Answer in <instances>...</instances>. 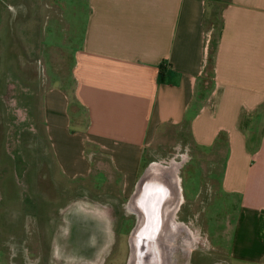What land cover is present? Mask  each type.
I'll return each mask as SVG.
<instances>
[{
  "label": "crops",
  "instance_id": "crops-1",
  "mask_svg": "<svg viewBox=\"0 0 264 264\" xmlns=\"http://www.w3.org/2000/svg\"><path fill=\"white\" fill-rule=\"evenodd\" d=\"M212 5L220 7L217 29L205 20ZM84 9L82 20L70 17L77 33L69 30L71 97L86 115L80 132L67 133L69 94L60 86L43 92V140L61 174L87 175L85 147L95 145L126 193L145 161L158 158L145 153L149 144L186 126L192 147L224 148L214 201L230 224L229 255L264 264V0H85ZM14 238L10 258L12 245L27 244ZM40 250L39 239L37 261L48 260Z\"/></svg>",
  "mask_w": 264,
  "mask_h": 264
},
{
  "label": "rangeland",
  "instance_id": "rangeland-1",
  "mask_svg": "<svg viewBox=\"0 0 264 264\" xmlns=\"http://www.w3.org/2000/svg\"><path fill=\"white\" fill-rule=\"evenodd\" d=\"M65 1L69 0H60L59 8L55 0H0L1 26L9 12L10 5L5 4L13 5L7 20L9 34L0 37V264H129V223L123 221L127 213L119 205L125 198L121 175L95 145H86L91 170L87 175L66 177L43 140V92L52 86L69 94L67 133L80 132L86 123L84 110L71 97L73 47L69 35L70 27L72 35L79 27L70 17L73 14L82 20L85 0H71L72 5ZM187 138L186 126L176 128L161 141L155 138L145 153L151 152L153 159L158 157L153 161L163 160V164L173 159L184 162L178 174L185 202L176 215L194 235L199 233L202 244L226 253L231 228L228 220L220 218L219 204L214 201L218 181L214 174L220 173L224 148L206 151L192 147ZM211 162H218L213 171ZM75 212L96 215L77 216ZM106 217L115 226L117 242L94 261L85 256L76 259L84 252L75 240L84 243L92 235L88 221H105ZM11 236L27 241L12 245L13 258L8 243ZM39 239L40 251L49 252L48 260L37 261ZM176 249L180 251L178 244ZM231 262L240 264L233 258Z\"/></svg>",
  "mask_w": 264,
  "mask_h": 264
},
{
  "label": "flooded vegetation",
  "instance_id": "flooded-vegetation-1",
  "mask_svg": "<svg viewBox=\"0 0 264 264\" xmlns=\"http://www.w3.org/2000/svg\"><path fill=\"white\" fill-rule=\"evenodd\" d=\"M153 163H156V161L151 160L145 163L127 194L124 191L125 189H122L123 194H125L123 195L125 198L123 202H119V205L121 208L123 206L124 211L127 213V216L123 218V221L127 220L129 223V226L127 227L128 230L126 232V234L128 233L126 235V239L128 240L130 251L129 261L132 250L131 240H133L136 244V255L132 264H232V258L228 251H226V253H221L214 251V248L210 245L206 247L205 244H202L203 238L200 239L201 237L198 236L199 233L197 234L198 241L194 243L190 247V250L186 253L181 250H176L171 254L169 252L167 255L166 253L163 254V252L160 251V241L158 239V234L161 229V222L160 216L158 215H160V208L163 203V198L168 197L169 195V189L165 183V181H167L166 179H163L162 177L159 179L153 177L151 174L149 176L146 174L147 169ZM159 163H163V160H159ZM183 163L184 162H181L179 167L180 169L182 168ZM183 197L184 196H182V201L178 205V208L175 212L174 219L177 222L185 225L190 230L186 221L180 220L179 216L176 215V213H179V211L182 209L183 202H185ZM160 203L161 206L159 208ZM127 206L128 208H126ZM75 213L77 214V212ZM89 214L90 213H87L86 215ZM94 215L96 214L93 213V216ZM155 217H157V219ZM88 222H90L92 225V235H90L89 238L84 241V243L81 242L82 239L80 240V238L75 240L77 246L80 247L84 252V255L71 256H85L84 258L94 261L97 259V257L101 256V254L105 252V249L108 248L110 244H115V241L117 242L118 236L115 232V226L112 225L107 217L105 221L102 220ZM99 222L100 226H97ZM190 231L192 232V230ZM92 240L95 241L96 244ZM204 240L206 241V239ZM147 251H149V253ZM182 256L184 257L183 261L178 260L179 258L181 259Z\"/></svg>",
  "mask_w": 264,
  "mask_h": 264
},
{
  "label": "bare ground",
  "instance_id": "bare-ground-1",
  "mask_svg": "<svg viewBox=\"0 0 264 264\" xmlns=\"http://www.w3.org/2000/svg\"><path fill=\"white\" fill-rule=\"evenodd\" d=\"M179 165H180V163L176 162L174 159L171 160L169 163L167 162V164L156 162V163L151 164L149 166V168L147 169V172H146V174L148 176L151 174V175H153V177H156L159 179L162 177L163 179L167 180V181H165V183L168 186L169 195H168V197L163 198L162 206H161V203L159 204V208H160V206H161V208H160V215H158V216H160V222H161V226H160L161 229H160L159 234H158L159 235L158 239L160 241V251H162L163 254L166 253L167 255L169 252L171 254L173 251L177 250L176 249L177 244L179 245L180 250H182L184 252V248H186L189 251L190 247L198 241V237L196 235H194L193 232H191L185 225L177 222L174 219L175 218V212L178 208V205L182 201V194H181V190H182L181 188L182 187H181V183H180L181 179H180V176L178 175ZM166 190H167V188H166ZM126 208H128V206ZM130 209H131V207H130ZM87 213L88 212H86V213L85 212H81V213L77 212V216L94 217L93 213L89 212L90 213L89 215H91V216L86 215ZM100 217H102V216H100ZM85 234H88V233H85ZM188 234H189V236L187 237ZM92 239H93V237H92ZM93 242H95V241H93ZM95 244H96V242H95ZM131 248H132V250H131V257H130L129 264L133 263L134 257L136 255V244H135V241H133V240H131ZM147 252L149 253V251H147ZM91 253H93V252H91Z\"/></svg>",
  "mask_w": 264,
  "mask_h": 264
},
{
  "label": "trees",
  "instance_id": "trees-1",
  "mask_svg": "<svg viewBox=\"0 0 264 264\" xmlns=\"http://www.w3.org/2000/svg\"><path fill=\"white\" fill-rule=\"evenodd\" d=\"M212 6H210V13L208 14V10H207V13H205V20L208 22V24H213L214 27L217 29L221 25V18H220V15H219V8L220 7L219 6H215V5H212ZM209 47H211V49L209 51V57H210V59L211 58L213 59V57H214L213 55L215 53L216 44L211 41ZM255 140H256V137H253L252 140H251V144L252 145H257L258 144V142H256Z\"/></svg>",
  "mask_w": 264,
  "mask_h": 264
},
{
  "label": "water",
  "instance_id": "water-1",
  "mask_svg": "<svg viewBox=\"0 0 264 264\" xmlns=\"http://www.w3.org/2000/svg\"><path fill=\"white\" fill-rule=\"evenodd\" d=\"M155 218L157 219V217H155ZM155 218H154V219H155Z\"/></svg>",
  "mask_w": 264,
  "mask_h": 264
},
{
  "label": "built area",
  "instance_id": "built-area-1",
  "mask_svg": "<svg viewBox=\"0 0 264 264\" xmlns=\"http://www.w3.org/2000/svg\"><path fill=\"white\" fill-rule=\"evenodd\" d=\"M207 36H208V34H207Z\"/></svg>",
  "mask_w": 264,
  "mask_h": 264
}]
</instances>
